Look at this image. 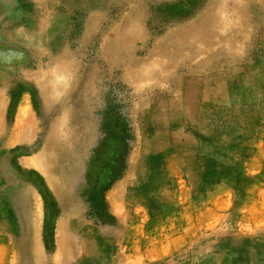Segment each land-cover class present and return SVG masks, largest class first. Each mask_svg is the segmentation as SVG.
Returning <instances> with one entry per match:
<instances>
[{"label":"rangeland","instance_id":"374dc122","mask_svg":"<svg viewBox=\"0 0 264 264\" xmlns=\"http://www.w3.org/2000/svg\"><path fill=\"white\" fill-rule=\"evenodd\" d=\"M82 263L264 264V0H0V264Z\"/></svg>","mask_w":264,"mask_h":264},{"label":"crops","instance_id":"0c3cea01","mask_svg":"<svg viewBox=\"0 0 264 264\" xmlns=\"http://www.w3.org/2000/svg\"><path fill=\"white\" fill-rule=\"evenodd\" d=\"M203 181L206 184V188L205 191L201 194V202H200V210H201V216H200V231L202 232V230L206 231L208 224L211 222H213V219H218L220 218L221 214H223L224 210L227 209L228 207V198L230 197H225V182L223 181H217L222 179L223 173H220L218 176V172H205L203 173ZM232 185V186H231ZM229 189L227 190L226 193H230L229 191H231V195L233 194L234 196V187L233 184L230 183ZM231 187V188H230ZM226 198V199H225ZM221 223V221H220ZM219 225V223L217 224ZM205 228V229H204ZM218 228L217 226L215 227V229ZM166 242L164 243L161 242V244H165L164 248L165 249H170L171 245H175L177 243L180 242H186V239L184 236H179V237H169L166 238ZM157 250V251H156ZM172 250V248H171ZM160 251V252H159ZM152 252L157 256L161 252L160 247L157 245H155L152 248Z\"/></svg>","mask_w":264,"mask_h":264},{"label":"bare ground","instance_id":"6f19581e","mask_svg":"<svg viewBox=\"0 0 264 264\" xmlns=\"http://www.w3.org/2000/svg\"><path fill=\"white\" fill-rule=\"evenodd\" d=\"M69 5V4H68ZM51 37V36H50ZM29 112V104L27 101L23 102V105L19 108V113L17 118H23L26 116V114ZM25 126V125H24ZM3 178V177H2ZM12 182V181H11ZM6 186V185H5ZM16 186V185H14ZM11 187V186H10ZM3 190V189H2ZM2 193V192H1ZM8 193V192H7ZM2 209V207H1ZM221 220V219H220ZM9 221V220H8ZM3 222V221H2ZM3 225V224H2ZM255 226V225H254ZM258 226V225H257ZM12 229V228H11ZM252 230V229H251ZM254 231V230H253ZM9 232V231H8ZM24 232V231H23ZM254 233V232H253ZM29 234V233H28ZM29 236V235H28ZM262 237V235H261ZM260 237V238H261ZM134 240V239H133ZM132 242V241H131ZM133 243V242H132ZM135 243V242H134ZM143 243V242H142ZM139 244V243H138ZM143 245V244H142ZM80 246V245H79ZM147 246V245H146ZM141 248V247H140ZM137 249V248H136ZM238 250V249H237ZM157 251V250H156ZM136 252V251H135ZM140 252V251H138ZM238 252V251H237ZM241 252V251H240ZM80 253V252H79ZM247 254V253H246ZM240 255V254H239ZM249 255V254H248ZM6 256V255H5ZM89 258V257H88ZM34 259V258H33ZM6 260V259H5ZM88 260V259H87ZM91 260V259H90ZM106 260V259H105ZM260 260V259H259ZM36 261V260H35ZM261 261V260H260ZM5 263V262H4ZM96 263V262H95ZM83 264V263H82ZM150 264V263H149ZM199 264V263H198ZM249 264V263H247Z\"/></svg>","mask_w":264,"mask_h":264}]
</instances>
